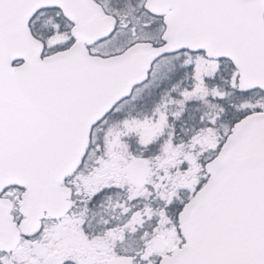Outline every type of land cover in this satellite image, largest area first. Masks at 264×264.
Here are the masks:
<instances>
[{"label": "snow or ice", "instance_id": "snow-or-ice-1", "mask_svg": "<svg viewBox=\"0 0 264 264\" xmlns=\"http://www.w3.org/2000/svg\"><path fill=\"white\" fill-rule=\"evenodd\" d=\"M0 264H264V0H0Z\"/></svg>", "mask_w": 264, "mask_h": 264}]
</instances>
